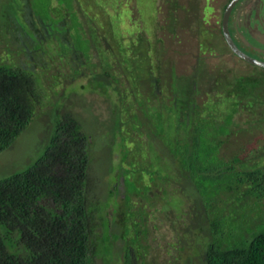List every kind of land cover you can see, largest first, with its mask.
Instances as JSON below:
<instances>
[{"label": "rangeland", "instance_id": "obj_1", "mask_svg": "<svg viewBox=\"0 0 264 264\" xmlns=\"http://www.w3.org/2000/svg\"><path fill=\"white\" fill-rule=\"evenodd\" d=\"M29 2L0 0V63L13 62L37 74L44 98L36 119L0 154V179L26 168L43 153L40 143L54 112L72 113L93 137L92 194L104 201L113 180L118 185L105 211L115 220L110 233L117 237L107 256L109 264H124L127 249L135 257L134 264H204L213 242L226 248L262 229L264 201L251 195L249 182L238 183L239 175L233 176L240 173L244 178L245 172L210 173L215 182L227 184L224 189V184L218 186L223 190L215 202L209 192L205 199L212 203L205 201L207 210L193 180L180 179L176 166L180 158L174 153L205 133H212L213 141L221 129L225 134L216 142L225 166L234 165L232 160L238 156L242 158L235 164L239 171L264 167V83L252 85L264 79V71L238 58L225 42L221 20L230 0H79L80 20L86 36L93 38L89 60L73 48L71 30L60 29L61 40H56L50 28L32 17ZM52 6L56 7L55 0ZM55 9V17L63 16L62 25H71L70 15ZM153 9L156 21L151 23ZM236 17L234 11L232 22ZM260 24L255 20L234 33L248 55L264 61V20ZM37 27L41 33H36ZM115 29L121 31L125 52L114 37ZM101 62L110 64L118 81L113 86L111 80L106 91L94 90L91 84L93 74L102 75ZM157 66H161L160 76ZM246 79H251V85ZM125 88L134 96L123 103L119 90ZM237 101L238 112L228 131ZM117 118L123 134L114 130ZM127 150L129 158L123 162ZM124 169H132L129 175L138 187L150 189L147 196L146 192L131 195V212L124 205L127 189L120 177L126 175ZM205 184L214 186L211 180ZM217 190L214 187L212 192ZM209 216L226 223L222 235L212 234ZM102 232L98 227L96 235ZM95 264L104 260L96 258Z\"/></svg>", "mask_w": 264, "mask_h": 264}, {"label": "trees", "instance_id": "obj_2", "mask_svg": "<svg viewBox=\"0 0 264 264\" xmlns=\"http://www.w3.org/2000/svg\"><path fill=\"white\" fill-rule=\"evenodd\" d=\"M53 1L37 0L32 4L30 0L32 17H37L40 25L46 27V30L50 28L51 31L48 32H52L56 40H61L58 38L60 29H63V32L71 30L73 48L79 56L89 60L93 38L86 36L85 23L80 20L79 10L76 8V2L79 0H55L56 7L63 9L66 15L71 17V25L67 27L62 25L63 16H54L53 10L55 12L57 9L53 8ZM47 2L49 10H46L47 7L44 5ZM41 6L46 8L43 9ZM156 12L155 9L149 11L153 18L151 23L156 21L153 16ZM5 16H8V13H5ZM8 19L10 25H13L11 17ZM53 27L56 31H53ZM36 29L37 34L41 33L39 28ZM120 32L115 29L112 33L115 38L120 39L117 43L123 50ZM62 49L65 47L62 46ZM100 65L102 75L96 78L97 74H93L91 84L94 90L106 91L110 89L111 80L114 81L113 86L117 85L118 81L109 69L110 64L101 62ZM157 69L159 70L156 75L160 76L161 66H157ZM156 79L159 83L158 76ZM246 80H248L246 84L251 85L249 83L251 79ZM255 81L252 83L253 87L260 86L259 82L264 83L262 77ZM39 82V76L27 68L13 62L0 63V154L9 149L36 119L37 107L44 98ZM126 90V88L123 91L119 90L123 103L132 100L131 97L134 96L133 92ZM243 91L246 92V88ZM239 104L238 101L234 102L237 110L235 109L229 116L230 124L226 127L228 131V127L234 122ZM53 115L46 138L40 143L44 145L43 153L29 165L26 164V168L18 169L0 179V264H95L96 258H102L104 264H109L107 256L117 237L110 233L114 219L108 217L105 211L110 206V200L118 193L117 181L113 180L115 184L108 189L106 200H99L92 194L94 190L89 187L91 181L89 170L94 159L93 137L84 131L83 125L72 113L63 114L56 111ZM118 118L114 130L123 134ZM160 129L157 130L160 132ZM211 134H203L200 140L191 138V144H187L185 148L175 149L176 157L180 158L176 165L180 169L177 168L180 179L187 176L193 180L204 201V207L206 206L208 210L205 201L206 203L209 201V204L215 202V198L227 184L215 182L210 173L245 172L244 178L240 177V173L233 174L239 175L235 181L249 182L248 190L251 195L264 201V167L239 171L235 164L242 158L238 156L232 160L234 165L225 166L226 163L218 155L220 143L216 142L218 136L225 133L220 129L217 135H214L213 141L210 139L213 137ZM211 141L215 143L211 145ZM128 153V150L122 153L123 162L129 158ZM129 170L132 169L122 170L126 175L120 174V177L123 178L127 189L124 205L126 209L130 208L131 212L133 206L131 195H144L146 192L147 196L150 189L148 186L143 190L138 187L136 181L131 179ZM155 174H157L155 171L151 173L152 176ZM154 180L155 178L152 179ZM208 180L213 182L212 188L205 184ZM222 184L224 187L218 188ZM214 187L218 189L216 192H212ZM209 192L214 194L212 201L205 199ZM126 220L127 218L120 222L124 224ZM208 220L212 223V234L222 235L226 223L218 218ZM98 227L103 231L101 236L96 235ZM124 259V264H134L135 257L128 249ZM204 264H264V226L253 231L249 239L242 238L241 241L226 248L213 242L207 248Z\"/></svg>", "mask_w": 264, "mask_h": 264}, {"label": "flooded vegetation", "instance_id": "obj_3", "mask_svg": "<svg viewBox=\"0 0 264 264\" xmlns=\"http://www.w3.org/2000/svg\"><path fill=\"white\" fill-rule=\"evenodd\" d=\"M227 4L225 5L224 11L226 9ZM263 9H264V0H240L239 3L236 4V6L233 9V12L236 11L237 17L235 18V21L232 22V19H231L232 15H233V12H232L231 17H230V21H229V28H230L231 35H232L235 43L238 46H239V44L240 45H242V44L239 43V41L237 40L236 34L234 33V30L237 29L238 32H240L241 30L243 31V28L246 27L245 25H247L248 23L253 22L255 20L260 21L262 24L263 20H264ZM223 14H224V12H223ZM222 18H223V16H222ZM221 27H222V20H221ZM243 48L246 49V47H244V46L241 49L243 50Z\"/></svg>", "mask_w": 264, "mask_h": 264}, {"label": "water", "instance_id": "obj_4", "mask_svg": "<svg viewBox=\"0 0 264 264\" xmlns=\"http://www.w3.org/2000/svg\"><path fill=\"white\" fill-rule=\"evenodd\" d=\"M239 1L240 0H230V2L227 4L226 9L224 11L223 18H222V32H223L225 42L227 46L229 47V49L232 51V53L236 55L238 58H240L241 60H243L244 62L252 66L264 69V61L254 58L248 55L246 52H244L235 43L231 35L230 28H229V21H230V17L233 12V9L236 6V4L239 3Z\"/></svg>", "mask_w": 264, "mask_h": 264}]
</instances>
